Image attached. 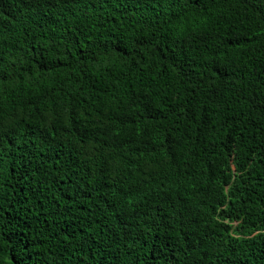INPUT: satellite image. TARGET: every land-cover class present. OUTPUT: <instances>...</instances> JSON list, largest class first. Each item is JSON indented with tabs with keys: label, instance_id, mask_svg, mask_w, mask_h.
Segmentation results:
<instances>
[{
	"label": "trees",
	"instance_id": "trees-1",
	"mask_svg": "<svg viewBox=\"0 0 264 264\" xmlns=\"http://www.w3.org/2000/svg\"><path fill=\"white\" fill-rule=\"evenodd\" d=\"M0 264H264V0H0Z\"/></svg>",
	"mask_w": 264,
	"mask_h": 264
}]
</instances>
